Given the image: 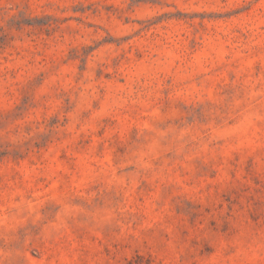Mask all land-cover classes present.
I'll return each mask as SVG.
<instances>
[{
  "label": "rangeland",
  "instance_id": "rangeland-1",
  "mask_svg": "<svg viewBox=\"0 0 264 264\" xmlns=\"http://www.w3.org/2000/svg\"><path fill=\"white\" fill-rule=\"evenodd\" d=\"M0 264H264V0H0Z\"/></svg>",
  "mask_w": 264,
  "mask_h": 264
}]
</instances>
